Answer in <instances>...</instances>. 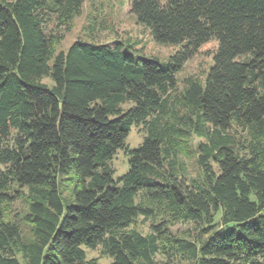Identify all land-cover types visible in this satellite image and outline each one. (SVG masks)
<instances>
[{
  "label": "trees",
  "instance_id": "obj_1",
  "mask_svg": "<svg viewBox=\"0 0 264 264\" xmlns=\"http://www.w3.org/2000/svg\"><path fill=\"white\" fill-rule=\"evenodd\" d=\"M84 1L0 0V264H101L86 248L110 264H264V0H132L156 42L181 45L164 62L83 39L58 52ZM211 39L207 75L178 91ZM192 134L198 178L180 159ZM19 188L30 236L8 215ZM139 216L160 219L144 234Z\"/></svg>",
  "mask_w": 264,
  "mask_h": 264
},
{
  "label": "rangeland",
  "instance_id": "obj_2",
  "mask_svg": "<svg viewBox=\"0 0 264 264\" xmlns=\"http://www.w3.org/2000/svg\"><path fill=\"white\" fill-rule=\"evenodd\" d=\"M132 0H85L82 12L73 22L70 30L58 29L64 32V39L57 45V51H66L78 39L93 41L97 43L115 46L122 43L126 49L130 47L132 56L135 58L143 56L150 59H157L161 62L167 61L171 55L181 48L178 44L159 43L154 40L147 27L141 24L136 16L130 11ZM51 27H54L52 25ZM217 48V40L211 39L203 43L196 53L189 58L176 74L177 89L181 91L186 85L189 77L204 79L213 63V54ZM44 81L50 82L49 79ZM131 103L124 105L129 107ZM237 135H243L239 131ZM145 137L143 126H134L127 138V144L133 148L138 146ZM202 137L192 134L184 143V152L180 159L186 167L189 177L198 178L201 170L197 163V147L203 141ZM116 170V175H121L128 169V157L124 150L120 149L111 161ZM22 192L18 198L10 204L8 215L13 220L20 222L24 235H31V225L25 222L24 216L28 212L25 189L19 188ZM68 191V190H67ZM160 218L137 217L132 228L147 234L151 231L152 225L158 223ZM170 230L178 235L187 234L192 231L193 225L188 222H179L170 226ZM88 258H97L101 264H110L111 258L104 255L101 248H86Z\"/></svg>",
  "mask_w": 264,
  "mask_h": 264
}]
</instances>
